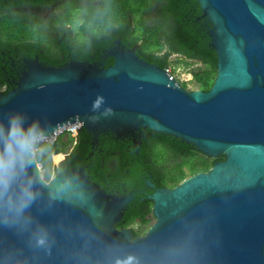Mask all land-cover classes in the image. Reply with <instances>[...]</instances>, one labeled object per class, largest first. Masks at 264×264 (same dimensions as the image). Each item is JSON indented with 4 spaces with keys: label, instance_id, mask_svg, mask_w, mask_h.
<instances>
[{
    "label": "water",
    "instance_id": "obj_1",
    "mask_svg": "<svg viewBox=\"0 0 264 264\" xmlns=\"http://www.w3.org/2000/svg\"><path fill=\"white\" fill-rule=\"evenodd\" d=\"M197 2L218 57L210 90H189L120 38L108 68L35 58L0 93V144L19 115L45 139L77 124L94 139L149 129L225 160L174 188L148 181L155 223L134 237L117 227L132 195L108 194L76 168L47 182L33 152L0 192V264H264V0Z\"/></svg>",
    "mask_w": 264,
    "mask_h": 264
},
{
    "label": "trees",
    "instance_id": "obj_2",
    "mask_svg": "<svg viewBox=\"0 0 264 264\" xmlns=\"http://www.w3.org/2000/svg\"><path fill=\"white\" fill-rule=\"evenodd\" d=\"M42 10H50L48 18ZM201 15L197 0H0V50L16 57L38 56L52 66L76 59L108 68L114 58L103 56L120 38L128 48L138 46L142 59L163 69L174 66L173 56L203 64L194 80L199 89L208 91L217 76L218 57ZM5 64L0 59L4 94L11 88L2 70ZM59 138L54 144L42 143L36 154L45 181L54 173L63 177L72 168H84L90 180L109 193L133 192L118 228L139 224L140 229L131 228L134 237L145 235L141 229L154 219V203L148 198L154 190L147 181L157 188H174L225 160L224 155L208 157L192 144L149 129L142 145L111 134L100 135L95 145L93 135L81 128L68 156L60 149ZM60 156L63 159L57 161Z\"/></svg>",
    "mask_w": 264,
    "mask_h": 264
},
{
    "label": "clouds",
    "instance_id": "obj_3",
    "mask_svg": "<svg viewBox=\"0 0 264 264\" xmlns=\"http://www.w3.org/2000/svg\"><path fill=\"white\" fill-rule=\"evenodd\" d=\"M103 102L98 97L93 102V110L97 109ZM110 108L105 109V114H111ZM95 119V118H93ZM7 139L0 144V192L7 189L19 167L27 162V158L36 150L40 139L38 124L33 122L28 127L24 126L23 118L14 115L9 120ZM26 200L31 199V194L25 192ZM43 243V240L39 241Z\"/></svg>",
    "mask_w": 264,
    "mask_h": 264
},
{
    "label": "rangeland",
    "instance_id": "obj_4",
    "mask_svg": "<svg viewBox=\"0 0 264 264\" xmlns=\"http://www.w3.org/2000/svg\"><path fill=\"white\" fill-rule=\"evenodd\" d=\"M172 61L174 66H172L170 69L173 71V76L178 79L182 84L186 85V88L189 90H196L199 89L198 85L196 84L194 80V74L196 72L201 71L204 69V65L195 61H186L182 60L179 56H173ZM77 143V137L73 136L70 133L63 134L59 138V147L63 151L62 153H67L72 150V147ZM63 159L62 156L57 158V161H61ZM54 167H58L57 164H54L52 161ZM188 174H190L187 171ZM42 175H43V167H42ZM56 177V174L54 173L52 176V179ZM155 223V219L151 220V223L145 227H143L141 230L146 232L149 230L151 226H153ZM131 228L134 229H140L141 226L139 224H134Z\"/></svg>",
    "mask_w": 264,
    "mask_h": 264
},
{
    "label": "flooded vegetation",
    "instance_id": "obj_5",
    "mask_svg": "<svg viewBox=\"0 0 264 264\" xmlns=\"http://www.w3.org/2000/svg\"><path fill=\"white\" fill-rule=\"evenodd\" d=\"M28 8H25V10H27ZM42 12L45 14L44 16L46 18L49 17V14H50V10H42ZM110 50V49H109ZM108 53V52H107ZM108 55H104L103 58L104 59H107ZM35 58H39L38 56H36ZM35 58H31L29 55H24L22 57H16L15 55H13V53L11 51H1L0 50V59L5 62L6 64L9 65V67H6V64L4 66H2V70L4 71V75H5V78H6V82L11 86V88L8 90V92L12 89H14L16 87V84L17 82L19 81V78L21 76V74L27 70V64L31 61V60H34ZM40 60V58H39ZM41 61V60H40ZM71 61H78L76 59H68V62H71ZM43 62V61H41ZM83 62H86V61H83ZM44 63V62H43ZM65 63V64H66ZM90 63V62H89ZM46 64V63H44ZM95 64V63H94ZM98 64V63H96ZM48 65V64H47ZM183 85V84H182ZM184 86V85H183ZM6 89V88H5ZM0 93L4 94L3 91H0ZM146 131V130H145ZM145 131H142L140 133L137 134L136 137H129V138H125V139H129L131 141H133L134 145H142V137H143V134ZM102 135H105V134H102ZM100 136V135H99ZM99 136H97L95 139H94V144H98L100 139H99ZM117 139V138H116ZM80 170L84 171V168H80ZM85 173V172H84ZM86 174V173H85ZM151 181V180H149ZM152 182V181H151ZM147 186H148V181H147ZM155 186V185H154ZM149 187V186H148ZM156 187V186H155ZM151 188V187H149ZM157 188V187H156ZM169 188V187H167ZM153 189V188H151ZM105 190V189H104ZM154 190V189H153ZM106 191V190H105ZM155 191V190H154ZM153 191V192H154ZM107 192V191H106ZM108 194H112V195H117V196H131L132 195V198H133V192L129 193V195H120V194H114V193H109L107 192ZM151 195V194H150ZM124 219V218H123ZM155 219V218H154ZM118 227V225H117ZM132 226L130 227H127V228H131ZM125 228V227H124ZM119 229H122V228H119Z\"/></svg>",
    "mask_w": 264,
    "mask_h": 264
},
{
    "label": "built area",
    "instance_id": "obj_6",
    "mask_svg": "<svg viewBox=\"0 0 264 264\" xmlns=\"http://www.w3.org/2000/svg\"><path fill=\"white\" fill-rule=\"evenodd\" d=\"M170 73H171V70L170 69H167ZM69 128L67 129H64L62 130L61 132L59 133H56V135L52 138H50V140L48 139H45L43 137H40L39 141H38V144H37V147H36V150L34 151V154L36 155L39 151H41V144L42 143H50V144H54L57 139L59 137H61L63 134H66V133H70L72 134L73 136H78L79 134V131L81 130L82 128V125L81 124H77V125H74V126H68ZM64 128V127H63Z\"/></svg>",
    "mask_w": 264,
    "mask_h": 264
},
{
    "label": "bare ground",
    "instance_id": "obj_7",
    "mask_svg": "<svg viewBox=\"0 0 264 264\" xmlns=\"http://www.w3.org/2000/svg\"><path fill=\"white\" fill-rule=\"evenodd\" d=\"M67 128H69V127L68 126H65L64 128H60L57 133L61 132L64 129H67ZM48 140H50V139H48Z\"/></svg>",
    "mask_w": 264,
    "mask_h": 264
}]
</instances>
